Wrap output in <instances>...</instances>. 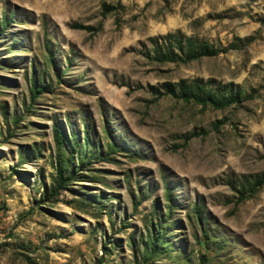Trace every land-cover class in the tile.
I'll return each mask as SVG.
<instances>
[{
	"label": "rangeland",
	"instance_id": "1",
	"mask_svg": "<svg viewBox=\"0 0 264 264\" xmlns=\"http://www.w3.org/2000/svg\"><path fill=\"white\" fill-rule=\"evenodd\" d=\"M175 30L224 51L153 61ZM195 77L243 100L165 92ZM257 177L264 0H0V264H264Z\"/></svg>",
	"mask_w": 264,
	"mask_h": 264
},
{
	"label": "trees",
	"instance_id": "2",
	"mask_svg": "<svg viewBox=\"0 0 264 264\" xmlns=\"http://www.w3.org/2000/svg\"><path fill=\"white\" fill-rule=\"evenodd\" d=\"M148 41L151 45V59L156 62L185 63L224 51V48L217 49L213 45L194 36H187L179 30L149 37ZM164 88L167 94L184 102H193L201 107L209 106L213 109L239 105L243 100L242 91L237 84L223 83L215 81L213 78L205 80L197 77L179 79L172 84L164 83ZM37 91V88L33 89L34 93ZM195 135H197L195 132H191L186 139ZM53 137L56 146H60V135L56 128L53 129ZM57 174L59 176V170H57ZM263 182V177H257L249 187V191H255ZM239 199H242L241 196Z\"/></svg>",
	"mask_w": 264,
	"mask_h": 264
}]
</instances>
